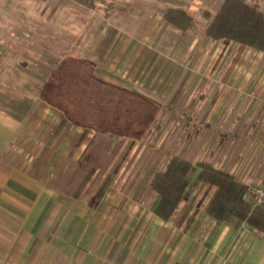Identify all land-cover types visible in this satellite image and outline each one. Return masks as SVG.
I'll list each match as a JSON object with an SVG mask.
<instances>
[{"label":"crops","instance_id":"crops-1","mask_svg":"<svg viewBox=\"0 0 264 264\" xmlns=\"http://www.w3.org/2000/svg\"><path fill=\"white\" fill-rule=\"evenodd\" d=\"M166 10L161 20L186 34L182 43L164 45L159 21L133 33L103 15L110 24L85 47L71 29H64L69 35L62 41L59 28H51L57 13L7 12L14 24L0 23V36L18 45L0 44V264L134 263L131 253H143L144 247L131 232L119 241L105 233L100 236L101 228L144 224L143 219L109 214L120 212L108 199L121 195L114 188L118 178L113 187L108 185L96 158L109 155L105 150L113 143H148L151 138L157 152L167 143L170 160L179 157L196 165V179L199 163L229 172L243 185L263 179L264 51L234 40L212 39L205 34L208 24L182 31L164 19ZM90 16L99 19L94 13ZM50 35L59 38L50 43ZM68 53L93 60L99 77L154 101L160 110L151 132L141 140L99 133L74 125L43 101L41 89ZM180 143L182 154L175 152ZM185 192L168 220L155 212L160 201L156 193L159 200L153 211L158 228L177 215ZM205 215L210 231L198 239L186 238L184 259L197 258L195 264H206L212 257L213 264H222L217 260L224 257L231 259L226 264L248 260V252L260 240L254 231L241 228L237 219L225 222ZM200 225L196 220L190 224L204 228ZM156 235L151 264H158L162 251L166 264H173L176 237L169 235L165 241L159 232ZM116 243L120 256L126 253L117 260L110 246ZM140 256L139 264H149Z\"/></svg>","mask_w":264,"mask_h":264},{"label":"rangeland","instance_id":"rangeland-1","mask_svg":"<svg viewBox=\"0 0 264 264\" xmlns=\"http://www.w3.org/2000/svg\"><path fill=\"white\" fill-rule=\"evenodd\" d=\"M90 1V3H89ZM224 0H96L95 5L91 4V0H0V12L3 15L0 23L5 27H13V21L7 19V12L14 13L28 12V13H42L48 11L49 13H57V22L53 21L52 27L54 31L57 28L62 33L60 37L62 41H67L66 35L69 34L64 29H71L72 32L77 34L80 38V45L87 47V45L94 44L98 38L99 31L107 28L109 21L106 17L111 18L115 26L125 28L129 32H137L140 28L146 26L154 21L161 23V39L164 45L170 44L173 41L182 43L186 34L176 30L171 25L164 23L161 20L163 12L174 6L184 8L186 11H191L195 17L196 25L198 28H204L209 24L214 14L220 8V4ZM249 4H257L264 11V0H246ZM223 4V3H222ZM221 4V5H222ZM94 6V10L90 11L88 8ZM47 7V8H45ZM207 10L212 16L206 19L203 12ZM95 11V12H94ZM90 13L99 16V19L90 16ZM106 15V17H103ZM90 16V17H88ZM90 22L92 24H90ZM54 23H58L54 24ZM143 23V24H142ZM110 24V22H109ZM142 25V27H141ZM58 26V27H57ZM22 40L23 37H13ZM28 40L34 41L37 37L27 36L24 37ZM49 42H55V35L47 37ZM52 38V39H51ZM1 45H11L15 48L18 44L8 37L0 36ZM10 46V47H11ZM151 132V131H150ZM167 133H164L166 135ZM150 135V134H149ZM157 143H152L149 138L148 143H113L112 147L106 149L105 152H110L109 155L97 156L96 167H101L108 181V185L112 186L116 178L118 182L114 188L120 191L121 195H110L109 205L118 209L120 212H111L110 215L116 217L121 216L127 219H143L144 224L138 225L133 228H101L100 236L105 233L108 236H114L115 240L119 241L121 235L129 234L143 242V253H139L144 262L151 264L153 261L152 248L156 246L157 238L156 233L159 232L160 239L163 236L165 239L170 236H175L177 239V256L173 264H195L196 259H184L182 248L188 236H194L198 239L201 234H205V220L208 218L205 215V207L211 199L215 189L209 185L202 183L196 179L197 167L194 165L189 171L186 181V192L182 206L180 207L177 215L170 221L161 223L159 228L155 225L154 221L157 219L153 208L156 206L159 197L150 185V180L153 174L159 170H164L167 161L170 160L168 153L167 143L161 144L158 150L155 148ZM175 152L182 154L183 144L180 143L176 146ZM112 162H111V160ZM158 160V162H157ZM108 172V173H105ZM264 172V170H263ZM264 174V173H263ZM249 184L261 185L264 184V177L260 181H255ZM107 186V187H110ZM113 187V186H112ZM118 194V193H117ZM114 208V209H115ZM264 208V207H261ZM197 225H204L202 227H191V222L195 221ZM243 229L254 231L255 235L259 237V241L254 243L248 252V260H243L242 264H264V232L257 231L245 222L235 220ZM200 225V226H201ZM208 232L210 228L207 229ZM125 232V233H124ZM204 232V233H203ZM155 239V240H154ZM121 240V239H120ZM161 241V240H160ZM164 241V240H163ZM112 246V255H115V260L120 256L122 250H118L119 244L116 243ZM115 252V254H114ZM139 254L137 252L131 253L134 263L139 264ZM103 256V255H102ZM138 257V258H137ZM166 253L162 251L159 255L158 264H166ZM218 259V262L226 264L231 259ZM213 257L206 260V264H213ZM224 262V263H223Z\"/></svg>","mask_w":264,"mask_h":264},{"label":"trees","instance_id":"trees-1","mask_svg":"<svg viewBox=\"0 0 264 264\" xmlns=\"http://www.w3.org/2000/svg\"><path fill=\"white\" fill-rule=\"evenodd\" d=\"M210 19L212 14L205 10ZM164 19L182 31L197 27L194 18L182 7H169ZM212 39H229L264 51V11L246 0H224L205 28ZM40 97L62 111L74 125L103 134L143 139L150 131L160 107L151 99L112 84L96 74L93 60L68 53L51 70ZM197 180L216 186L205 212L218 221L237 219L264 232V208L251 207L245 200L246 186L226 171L210 163H199ZM192 164L173 157L151 181L160 201L156 214L170 219L179 207Z\"/></svg>","mask_w":264,"mask_h":264},{"label":"built area","instance_id":"built-area-1","mask_svg":"<svg viewBox=\"0 0 264 264\" xmlns=\"http://www.w3.org/2000/svg\"><path fill=\"white\" fill-rule=\"evenodd\" d=\"M245 186V200L247 203L253 208L264 207V184H247Z\"/></svg>","mask_w":264,"mask_h":264}]
</instances>
